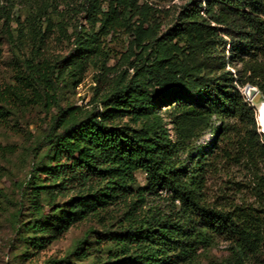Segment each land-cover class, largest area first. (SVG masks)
Instances as JSON below:
<instances>
[{"label": "trees", "instance_id": "1", "mask_svg": "<svg viewBox=\"0 0 264 264\" xmlns=\"http://www.w3.org/2000/svg\"><path fill=\"white\" fill-rule=\"evenodd\" d=\"M4 1L0 55L7 49L15 73L0 87V126L27 134V115L38 119L22 153L27 173L12 177L16 199L0 186V212L12 208L13 258L202 264L226 241L219 264H262L264 205L218 207L205 190L227 160L243 166L264 200V135L243 94L252 84L264 95V0H188L172 9L153 0ZM123 38L124 52L116 49ZM90 74L91 100L75 106L72 95ZM12 154L0 146V180ZM160 190L171 194L169 212L148 207ZM86 221L95 225L63 256L33 259Z\"/></svg>", "mask_w": 264, "mask_h": 264}, {"label": "rangeland", "instance_id": "2", "mask_svg": "<svg viewBox=\"0 0 264 264\" xmlns=\"http://www.w3.org/2000/svg\"><path fill=\"white\" fill-rule=\"evenodd\" d=\"M154 7L161 9L175 8L185 4L188 0H153ZM0 4H6L4 0H0ZM22 2L19 3L18 8L14 10V14H19L22 8ZM120 43L116 47L117 50L126 51L128 45V39L123 38L119 40ZM54 50L60 47L56 44H52ZM0 55V87H3L11 82L13 75L15 73V68L9 61H7L8 52L7 49L2 51ZM117 59L111 62L112 65L117 64ZM96 83L91 79V74L87 79L82 82L77 88L75 93L72 95V99L75 102V106H86L93 95V88ZM26 121L22 122V129L28 130L25 134L21 128L12 125L0 126V146H6L14 151L15 154L9 156V160H4L3 164L8 170V175L0 180V186L3 187L8 193L11 194L13 199H16L17 193L15 192V187L12 183V177L15 175L18 180L25 177L29 162L26 160L24 154V149L30 144L31 140L28 138L36 131V125L31 124L34 120H38L35 111H31L27 115ZM257 123L259 127V132L264 135L261 131L259 121L257 118ZM212 134H206L197 144V147H203L211 141ZM196 154V151L192 153V156ZM183 160H187L185 155L182 156ZM188 162L190 160H187ZM138 181L141 185L145 184V175L142 173H137ZM254 184L249 177L247 171L242 165L234 164L231 161L228 162L224 160L221 163L219 170L209 174L207 178L205 195L207 199L218 207H225L231 209L235 204L250 205V206H263L264 200H260L255 196L253 190ZM171 203V194L160 190V196H150L148 197V207L159 206L162 210L169 212ZM264 207V206H263ZM12 208L6 205L4 209L0 212V264H20L13 258V254L10 252L9 244L14 238V231L12 227V221L10 218ZM95 225L94 221H86L77 224L75 227L70 229L64 236L56 240L48 247L43 249L38 255L33 259H38L42 261L51 256H63L68 248L72 245L73 241L80 237L84 231L90 226ZM229 244L226 241H219L215 246H213L207 252V256H203L202 264H219L228 255ZM264 258V257H263ZM22 264H30L28 261ZM261 264V263H260ZM264 264V262L262 263Z\"/></svg>", "mask_w": 264, "mask_h": 264}, {"label": "water", "instance_id": "3", "mask_svg": "<svg viewBox=\"0 0 264 264\" xmlns=\"http://www.w3.org/2000/svg\"><path fill=\"white\" fill-rule=\"evenodd\" d=\"M243 94L255 109L259 106H264V95L256 86L247 84L243 89Z\"/></svg>", "mask_w": 264, "mask_h": 264}, {"label": "bare ground", "instance_id": "4", "mask_svg": "<svg viewBox=\"0 0 264 264\" xmlns=\"http://www.w3.org/2000/svg\"><path fill=\"white\" fill-rule=\"evenodd\" d=\"M258 113V121L261 128V131L264 133V106H259L256 108Z\"/></svg>", "mask_w": 264, "mask_h": 264}]
</instances>
